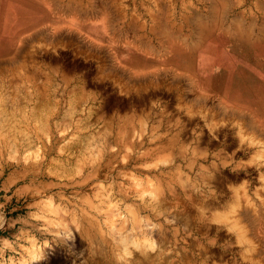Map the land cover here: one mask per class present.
<instances>
[{"label": "rangeland", "instance_id": "rangeland-1", "mask_svg": "<svg viewBox=\"0 0 264 264\" xmlns=\"http://www.w3.org/2000/svg\"><path fill=\"white\" fill-rule=\"evenodd\" d=\"M13 1L0 264H264V127L199 89L225 52L202 31L257 35L264 0H52L11 34Z\"/></svg>", "mask_w": 264, "mask_h": 264}, {"label": "bare ground", "instance_id": "bare-ground-1", "mask_svg": "<svg viewBox=\"0 0 264 264\" xmlns=\"http://www.w3.org/2000/svg\"><path fill=\"white\" fill-rule=\"evenodd\" d=\"M17 1L15 2L14 0L12 2L17 7L13 6L14 8L10 7L6 9L1 16V21L5 22L3 31H10L11 34L25 28H30L36 24L47 22L50 13L53 10L55 11V5L52 3V0ZM16 13L22 16V19L18 24L12 25L11 20ZM250 27L252 26L250 25L243 30L239 29V26H235V28H230V34L228 30H223V34H217L216 31L220 32L219 28L221 26L209 25V28L202 31V34L199 36L200 43L212 38L225 49L223 55L226 54L229 56L231 65L226 68L227 73H225L229 76L232 73V84L230 85L229 83L231 78L227 79V75H225L226 80L220 91L215 90L210 85L208 79L206 82H203L202 79L200 80L199 89H201V84H203V89L215 100H221L219 92L224 94L222 99H224L223 97H231L233 100L240 99L241 105L235 107L238 110L250 111L258 121V124L264 127V26H261L262 28L257 35L253 33ZM174 50L176 52L178 50L181 52L185 51V54L183 53L184 61L186 60L185 62H188V67H190L191 53H188L187 50H183L180 47H175ZM189 52L193 51L190 50ZM223 55L219 54L218 56L221 62L224 61ZM237 78L240 81L237 82ZM242 106L243 108L241 109Z\"/></svg>", "mask_w": 264, "mask_h": 264}, {"label": "crops", "instance_id": "crops-1", "mask_svg": "<svg viewBox=\"0 0 264 264\" xmlns=\"http://www.w3.org/2000/svg\"><path fill=\"white\" fill-rule=\"evenodd\" d=\"M219 56V55H218ZM217 56V59L215 61H212L211 64H201L202 69L204 72L210 70V73L207 75L206 78L202 79L203 82H206L207 79L210 82V85L214 86V89L222 88V85L224 81L226 80L225 71H223L224 68H227L229 66L226 65V62H221V59ZM201 89H203V84H201Z\"/></svg>", "mask_w": 264, "mask_h": 264}]
</instances>
